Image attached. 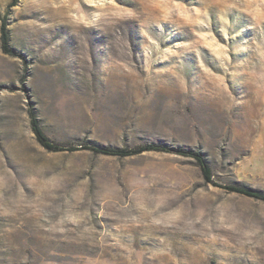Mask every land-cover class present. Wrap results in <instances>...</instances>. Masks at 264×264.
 <instances>
[{"label": "rangeland", "instance_id": "obj_1", "mask_svg": "<svg viewBox=\"0 0 264 264\" xmlns=\"http://www.w3.org/2000/svg\"><path fill=\"white\" fill-rule=\"evenodd\" d=\"M0 0V264H264V0ZM1 25V21H0Z\"/></svg>", "mask_w": 264, "mask_h": 264}, {"label": "trees", "instance_id": "obj_2", "mask_svg": "<svg viewBox=\"0 0 264 264\" xmlns=\"http://www.w3.org/2000/svg\"><path fill=\"white\" fill-rule=\"evenodd\" d=\"M18 0H10L7 5V9L11 6L17 4ZM7 15L6 12L4 15H0V46L3 53L17 56L23 58V55L18 53L13 49L9 44V32L7 29ZM28 116L30 122V128L34 134L36 141L41 145L45 150L50 152H61V151H75L86 149L94 153L117 156V157H126L137 155L146 151H162V152H171L180 154L183 156L191 157L195 160L199 166L204 180L210 183L213 186L220 187L228 192L238 193L247 197L255 198L261 201H264V191L253 188L250 186H245L241 184H232V183H222L215 179L210 163L204 156V154L197 149H192L189 147L177 146L169 147L167 145L161 144L159 142H145L142 144L134 146H111V145H100L96 143H91L87 141H81L77 143L73 142H60L50 138L44 129L42 128L40 121L37 117V114L33 107L28 108Z\"/></svg>", "mask_w": 264, "mask_h": 264}]
</instances>
